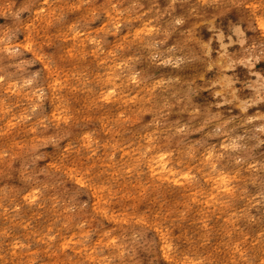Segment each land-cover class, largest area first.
<instances>
[{"label":"clouds","instance_id":"clouds-1","mask_svg":"<svg viewBox=\"0 0 264 264\" xmlns=\"http://www.w3.org/2000/svg\"><path fill=\"white\" fill-rule=\"evenodd\" d=\"M0 264H264V0H0Z\"/></svg>","mask_w":264,"mask_h":264}]
</instances>
